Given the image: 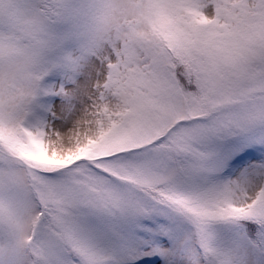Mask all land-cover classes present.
<instances>
[{"label": "snow or ice", "instance_id": "obj_1", "mask_svg": "<svg viewBox=\"0 0 264 264\" xmlns=\"http://www.w3.org/2000/svg\"><path fill=\"white\" fill-rule=\"evenodd\" d=\"M0 264H264V0H0Z\"/></svg>", "mask_w": 264, "mask_h": 264}]
</instances>
